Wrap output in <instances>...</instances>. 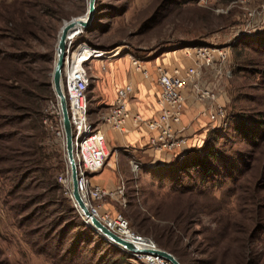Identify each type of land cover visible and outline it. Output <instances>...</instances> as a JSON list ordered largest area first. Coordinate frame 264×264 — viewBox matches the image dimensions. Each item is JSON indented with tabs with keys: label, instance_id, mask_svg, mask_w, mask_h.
<instances>
[{
	"label": "rangeland",
	"instance_id": "1",
	"mask_svg": "<svg viewBox=\"0 0 264 264\" xmlns=\"http://www.w3.org/2000/svg\"><path fill=\"white\" fill-rule=\"evenodd\" d=\"M62 1L69 14L58 21L57 33L42 43L44 50L54 45L51 77L60 30L65 21L87 12L89 0ZM13 3L0 0V12ZM98 6L93 24L74 42H86L96 51L85 64L91 77L87 95L94 123L104 125L105 111L94 93L96 75L118 66L122 59L134 64L133 60L180 49L216 48L224 58L220 56L214 67L222 72L215 74L214 69L211 82L224 87L227 98L221 104L226 119L210 125L208 136L188 151L203 155L212 149L214 172L205 178L199 169L181 172L178 159L154 163L143 158L126 166L124 153L115 172L113 151L105 166L91 176L105 178L113 171L122 183V173L125 194L106 197L104 211L112 217L122 215L133 231L159 247V229L169 230L175 223L180 228L175 239L188 253L186 264H264V48L257 41L242 43L246 37L264 34V0H98ZM210 92L216 98V91ZM46 126L50 131L48 165L59 181L66 167V148ZM13 187V180L0 175V264H55L33 246L37 235L31 228L21 225L23 216L13 208L20 200L10 194ZM63 208L62 201V213ZM101 250L99 254L105 246ZM129 256L132 264H146Z\"/></svg>",
	"mask_w": 264,
	"mask_h": 264
},
{
	"label": "trees",
	"instance_id": "2",
	"mask_svg": "<svg viewBox=\"0 0 264 264\" xmlns=\"http://www.w3.org/2000/svg\"><path fill=\"white\" fill-rule=\"evenodd\" d=\"M68 14L62 0H14L0 12V175L13 180L10 194L20 200L13 208L23 216L21 225L37 235L33 246L40 254L55 264H132L125 251L85 223L48 165L50 131L44 120L54 94V45L44 50L42 43L57 33L58 21ZM256 41L264 48V34L246 37L242 43ZM215 156L212 149L203 155L195 150L181 157L177 167L181 172L199 169L205 178L215 170ZM28 190L34 193L26 195ZM171 225L169 230L159 229L157 240L186 264L188 253L175 239L180 228ZM104 246L105 252L99 254ZM245 248L248 252V245Z\"/></svg>",
	"mask_w": 264,
	"mask_h": 264
},
{
	"label": "built area",
	"instance_id": "3",
	"mask_svg": "<svg viewBox=\"0 0 264 264\" xmlns=\"http://www.w3.org/2000/svg\"><path fill=\"white\" fill-rule=\"evenodd\" d=\"M85 33V29L81 30V35ZM69 37L65 65L63 71L64 88L68 100V109L72 124L75 158L78 167V188L86 202L90 212L107 225L115 233L140 244L146 250H156L159 246L151 239L138 235L130 227L129 221L122 215L116 217L110 216L104 211V200L106 197H123L125 194V186L121 185L116 190H109L104 186L94 184L92 174L100 171L106 164L109 150L106 135L97 123L90 119L88 89L91 85V77L85 66L86 61L93 54L90 50L83 49L84 46H90L86 42H78L75 40L80 37ZM81 50L80 55L76 52ZM95 54V53H94ZM224 58L223 53L219 52ZM200 57L197 67H190L185 70L176 68L168 72L164 67H158V82L161 85V93L159 103L162 107L161 113L157 117L145 119L140 114L134 117L139 125H145L149 131L154 133L150 139L151 146L159 151L175 152L187 148V137L184 136L183 129L177 127L182 120L181 105L185 102L184 89L190 82H193L194 76L197 74V68L201 65H211L213 62L211 50L201 48L198 50ZM136 67L140 68L138 60H133ZM197 89V85L195 84ZM200 98L215 99V95L210 91H200ZM134 93V87L131 84L117 90V98L114 107L109 113L101 115L103 124H109L121 132L126 131V120L129 117L128 102ZM47 124L57 137L62 141L66 148V135L63 126L62 112L58 98L52 100L49 109L46 111ZM212 122L226 119V111L222 105H211L209 113ZM53 119L57 120V125L53 124ZM71 168L66 155V167L59 181L65 188L66 195L72 199L74 206L80 212L83 220L87 224L88 221L82 215L78 204L73 198L71 183ZM133 258L142 260L146 264H173L169 259L151 252H130L123 250Z\"/></svg>",
	"mask_w": 264,
	"mask_h": 264
},
{
	"label": "crops",
	"instance_id": "4",
	"mask_svg": "<svg viewBox=\"0 0 264 264\" xmlns=\"http://www.w3.org/2000/svg\"><path fill=\"white\" fill-rule=\"evenodd\" d=\"M215 45V44H214ZM219 46V45H215ZM83 49L90 50L92 54L96 53L94 49L84 46ZM201 48H193L190 50H176L165 53L164 55H156L148 57L145 60L139 61L140 68L136 67L128 59H122L118 66H112L106 72H100L96 75L97 84L94 88L96 98L98 97L101 104L105 106V111L102 114L109 113L115 105L117 98V90L126 84H131L134 87L128 102L129 117L126 120V131L121 132L109 124H104L102 129L106 135L109 160L113 151H115V161L113 169L119 170L121 154L126 157V166L133 164L134 161L139 162L143 158H149L154 163H164L173 159H180L188 154L190 149L195 148L197 144L203 141L210 132V125H216L218 122L210 120L209 113L211 105L223 104L227 101L225 96L226 89L216 82H211L214 77L212 75L215 69V62H220L219 50L214 48L211 50L213 62L209 65H201L197 68V74L184 89L185 102L181 105L182 120L177 127L183 129V135L187 137L188 146L186 149L175 152L159 151L154 149L150 144V139L154 135L145 125H139L135 122L134 117L140 114L143 118L149 119L157 117L162 107L159 103L161 93V85L158 82V67L162 66L170 71L174 68L184 69L188 67H197L200 59L198 50ZM81 50L76 52L80 55ZM228 61V59L226 60ZM225 61V62H226ZM222 63L224 61H221ZM133 64V65H132ZM224 66V65H223ZM223 66L221 68H223ZM221 70H214L215 74L221 73ZM197 85V89L195 88ZM216 91L215 99H201L200 91ZM127 160V161H126ZM111 171L107 177L103 178V174L94 180V184L117 189L124 185V177L121 173V181L118 175ZM125 186V185H124ZM109 205V204H108ZM107 204H104L106 207Z\"/></svg>",
	"mask_w": 264,
	"mask_h": 264
},
{
	"label": "water",
	"instance_id": "5",
	"mask_svg": "<svg viewBox=\"0 0 264 264\" xmlns=\"http://www.w3.org/2000/svg\"><path fill=\"white\" fill-rule=\"evenodd\" d=\"M98 10L97 0H89L87 12L83 16L74 17L64 22V25L61 28L58 37L56 60L52 73L53 90L60 104L63 126L66 135V153L72 174L70 187L72 190L73 198L78 204L82 215L88 221L87 225L94 229L108 242H111L122 250L130 252H151L169 259L173 262V264H183L175 254L166 249L159 247L156 250H146L140 244L112 231L107 225H105L101 220H99L90 212L86 202L84 201L79 191L78 167L75 158L73 131L68 109V100L63 82V71L67 53L68 39L71 35L72 30H74L76 26H79L81 30L89 28L96 19Z\"/></svg>",
	"mask_w": 264,
	"mask_h": 264
},
{
	"label": "bare ground",
	"instance_id": "6",
	"mask_svg": "<svg viewBox=\"0 0 264 264\" xmlns=\"http://www.w3.org/2000/svg\"><path fill=\"white\" fill-rule=\"evenodd\" d=\"M81 28L79 26H76L74 30H72L70 37H76L78 34H80Z\"/></svg>",
	"mask_w": 264,
	"mask_h": 264
}]
</instances>
